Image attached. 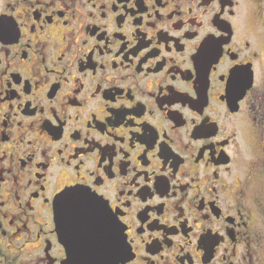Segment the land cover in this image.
Masks as SVG:
<instances>
[{"label":"flooded vegetation","instance_id":"af4514ba","mask_svg":"<svg viewBox=\"0 0 264 264\" xmlns=\"http://www.w3.org/2000/svg\"><path fill=\"white\" fill-rule=\"evenodd\" d=\"M263 111L264 0H0V264H263Z\"/></svg>","mask_w":264,"mask_h":264},{"label":"water","instance_id":"95a60500","mask_svg":"<svg viewBox=\"0 0 264 264\" xmlns=\"http://www.w3.org/2000/svg\"><path fill=\"white\" fill-rule=\"evenodd\" d=\"M63 197L59 202L60 208L72 209L75 211L74 213H78L72 215L70 224L84 226L83 219L88 217L86 213L100 208L98 200L82 189L70 190ZM73 218L80 222H74ZM103 242L100 238L94 240L83 234L79 238L64 240L69 250V259L77 264H98L100 261L108 260V256L99 254L100 245Z\"/></svg>","mask_w":264,"mask_h":264},{"label":"rangeland","instance_id":"374dc122","mask_svg":"<svg viewBox=\"0 0 264 264\" xmlns=\"http://www.w3.org/2000/svg\"><path fill=\"white\" fill-rule=\"evenodd\" d=\"M263 131H264V111L262 117ZM246 139L248 142L247 157L248 161L253 163V160L256 158L255 146L258 148L257 140H255L254 133L248 129L246 133ZM260 150V148H259ZM259 152V151H258ZM259 155V153H257ZM252 158V159H251ZM249 195L256 202L258 212L260 215V226L262 230L263 242L261 244V261L264 264V155L262 160H260V165L256 174L251 179L249 187Z\"/></svg>","mask_w":264,"mask_h":264}]
</instances>
